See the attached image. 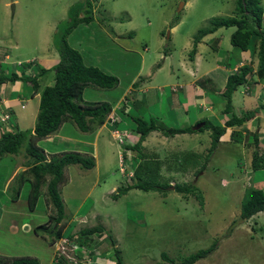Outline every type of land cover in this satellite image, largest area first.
Listing matches in <instances>:
<instances>
[{"label":"rangeland","instance_id":"1","mask_svg":"<svg viewBox=\"0 0 264 264\" xmlns=\"http://www.w3.org/2000/svg\"><path fill=\"white\" fill-rule=\"evenodd\" d=\"M1 1L3 3V0H0V31L2 32L4 22ZM4 1L7 2L4 33L6 37L1 38L0 51L4 52L0 62L4 60L6 52H11L12 61L26 63L25 61L39 60L47 47L51 50L55 49L57 53L56 43L58 45L61 41V32L67 28L73 17L68 13V9L83 0ZM92 5V22L77 25L66 40L85 58L86 65L97 66L102 71L116 76L119 78V85L111 90L87 88L83 92L80 104L102 101L114 103L123 92L129 97V87L136 92L144 90L145 71L143 72L145 76L140 73L137 77L135 74L143 65L147 70L151 67L155 68L156 65L162 66L164 60L160 55L161 57L170 55L172 60L167 58L165 71L160 73L157 81L163 83L172 70L177 73L180 80L184 79L187 73L181 66L182 56L186 54L188 59L193 39H199L197 31L205 28L212 18L233 16L235 0H188L185 3L182 0H95ZM261 7L264 11V0L261 2ZM84 15L86 11L81 10L80 17ZM172 26L176 28L174 31H171ZM262 29L264 30V21ZM234 31V27L220 28L215 35L205 40L207 51L203 63L205 68L210 64L211 68L215 64L220 65L217 56L231 66L234 65L235 60L226 56L229 53L228 49H233L230 36ZM211 48H216L217 56L212 53ZM235 49V52L240 50L237 48L233 50ZM240 53L246 54L242 51ZM2 55L0 54V58ZM0 66L2 70L3 64ZM177 75L172 78L176 79ZM40 81L44 88L45 78H41ZM160 83L158 85H162ZM136 84L137 88L133 87ZM166 86L168 84L152 92L157 102L159 93L163 95L159 96V104L163 103ZM166 91L169 93L168 89ZM244 94L247 95L245 91ZM29 96L30 94L25 92L24 97ZM149 103L152 105L155 102L150 99L147 101V104ZM19 104L21 108L25 107L20 99ZM130 104L133 102L131 101ZM0 107L10 110L8 107L1 105ZM130 107L128 121L125 124L126 116L122 114L120 116L123 124L120 125L119 130H128L133 135L135 126L129 117L140 118L142 115L145 120L149 119L145 112L136 111L134 105ZM29 114L30 111L27 112V115ZM11 115L14 117L13 113ZM27 115L24 116L25 125L16 117H10L8 130L9 127L11 130H30L32 121L28 120L31 116ZM117 124L111 119L102 126L103 134L98 140L97 147L99 154L97 169L84 170L74 165L65 168L68 189L66 188L61 197L65 204L66 218L60 222V225L64 222L72 224L64 230L65 237L76 234L77 227L82 229L102 226L103 234L93 237L91 247L99 249L101 244L106 250H112L110 243L112 239L121 252L124 264H169L161 259V253L167 254L169 259L178 263L198 250L208 248L214 241H218L216 250L195 264H264L262 223L264 213L259 216L254 215L246 221L239 218L241 191L233 184L235 178L240 176L237 166L241 161L239 145L234 149V145L230 144L227 153H222L225 151L223 147L216 148L212 156L211 154L206 156L211 138H207L205 134L210 131L195 133L196 141L189 142L184 152L199 154L197 157L200 162L206 163L205 170H199L197 175L189 169V165H185L182 172L178 171L180 158L184 156V152L167 154L170 172L164 168L162 171L164 178H171V186L193 184L202 194V205L193 196L175 192L171 189L173 187L164 193L132 189L114 199L117 188L128 184L130 186L135 182L134 179L125 182L124 178L129 176V173L126 174L127 176L122 175L119 168L121 159H127V161L123 160L124 164L127 163L123 166L132 173L131 167L138 163L135 160L138 154L130 150L126 152L128 156L124 154L125 146L134 145L129 141L131 136L128 138L126 136L122 140L125 145L120 146L118 140L120 137H112L110 134L109 131ZM0 131L7 130L1 127ZM157 134L162 135L160 132ZM93 138L94 133L90 131L83 133L73 123L65 122L56 133L37 142V145L44 149L48 156L79 150L91 153L93 147H89L86 142L93 141ZM157 138L150 137L146 145L147 149L144 148L142 152L160 155L161 151L163 157L167 150L166 146L168 150H174L184 144L175 140L171 144H164L165 138ZM162 148L163 151L160 150ZM20 152L17 155H4L0 158V250L16 256L22 255L21 257H36L39 260L41 257L46 261L52 258L53 253V247L50 248L48 241L49 235L41 230H38L39 235H36L33 231L44 225L49 214H54V211L47 204L48 202L46 203L44 196L39 199L33 210L28 208L29 187L25 183L20 186L18 180V174L27 172V168L23 167L26 155L24 150ZM26 176L30 177L28 174ZM95 179H98L97 184L86 196L87 189L93 185ZM222 179L226 181L227 186L220 184ZM263 183L264 171L259 170L255 172L254 187ZM17 192L19 193L16 197ZM42 192L46 193L45 187H42ZM111 256V259H114L113 252Z\"/></svg>","mask_w":264,"mask_h":264},{"label":"trees","instance_id":"2","mask_svg":"<svg viewBox=\"0 0 264 264\" xmlns=\"http://www.w3.org/2000/svg\"><path fill=\"white\" fill-rule=\"evenodd\" d=\"M93 1L83 0L71 6L68 9L73 17L71 24L69 23L61 32V41L57 45L58 61L49 69L39 68L35 75L17 76L18 73L25 74V68L31 64H36L37 60L28 63L15 62L12 64L10 59L11 52L5 55L3 61V69L0 70V85L4 82L25 81L30 83L34 91L40 93L38 112L33 129L30 130H9L6 132L0 131V158L4 155H17L24 150L26 161L23 167L27 168L26 173L19 175L20 186L23 183L29 187L27 195L28 208L33 210L41 197H46V203L50 205L54 214H49L48 220L44 225L34 229V233L38 234V230L44 231L49 235L48 241L50 245L65 237V225L61 224L66 218V210L61 197L62 187L67 183L65 168L68 166H79L84 170H91L95 166V160L90 155H84L79 152H63L58 155L48 156L44 149L37 145V142L45 139L48 136L56 133L65 122L73 123L82 132L93 130L94 127H101L109 120H114L115 128L120 129L123 124L120 119L121 114L125 115L130 111V105H135L131 91L129 97L127 94L119 96L117 101L83 103L80 104L85 89L94 87L102 90H111L119 85V78L111 75L108 72L102 71L97 66L86 65L85 58L75 48L71 47L66 37L70 35L72 29L79 24H89L93 20L92 8ZM185 3L188 0H182ZM263 0H235L234 15L230 17L212 18L205 28L197 31L198 37L193 39V47L189 52V58H192L196 53V46L201 39L207 35L213 34L220 28L234 27L235 31L230 36V44L234 48L241 51H249L255 54L259 62L264 65V30L262 22L264 21V11L261 7ZM85 8V9H83ZM81 10L86 11V15L80 17ZM63 24V23H62ZM173 27V26H172ZM252 49V50H251ZM1 64V63H0ZM15 68V72L10 68ZM1 67V66H0ZM31 68V67H30ZM53 74V83L50 86L40 87L38 79L44 78V75ZM136 75V74H135ZM252 77V68L250 65H244L240 68L239 73L229 75L224 87L222 98L225 101L224 111L230 113L231 117L226 121L225 127H210L208 121L204 127L199 130L193 128H170L158 124L156 119L145 121L141 118H130L135 126L134 132L139 135L138 141L133 146H126L124 154L128 156L127 151L138 154V163L134 164L133 176L124 178L125 182L134 179V183L129 186L122 185L117 188V194L114 199L120 195H125L132 189L148 191H160L164 193L169 188L173 187L174 191L179 194L193 196L197 202L202 205L203 197L198 188L191 183L176 184L171 186V178H164L162 171L164 168L170 172L169 161L160 160L154 155L145 154L142 152V143L146 137L152 132H160L165 137H173L176 134L196 133L210 130L211 145L206 152V156H212L218 146L220 138L225 133L227 127L242 125L256 117L259 112L264 113V103L259 107L243 113L241 116H236L232 113L231 96L232 93L239 87L249 83L248 78ZM137 88V84L133 85ZM248 92V87L247 91ZM119 101V102H118ZM133 104H130V102ZM11 118H14L9 110ZM125 123V121H124ZM14 125V124H12ZM94 126V127H93ZM121 131V130H119ZM122 131L131 132L125 129ZM233 142L240 143L243 140L241 133L233 134ZM254 150L251 156V170L259 171L264 169V154L259 155L258 152V135L253 134ZM197 155L192 152H184L181 156L179 172H182L185 165H189V169L194 170L195 174L204 171L206 163L200 162ZM201 155V154H200ZM139 158V159H138ZM197 158V159H195ZM125 159V158H124ZM127 161V159H125ZM209 160V159H208ZM29 175L30 177L26 176ZM42 187L46 188V193L42 192ZM19 191V190H18ZM19 192H17L16 197ZM264 212V191L259 189H246L240 205V216L242 221H246L254 215ZM236 223V222H233ZM104 232L102 226H92L90 228H82L73 236H68L70 241H74L78 247L89 249V257L95 256L96 248L92 246L93 237L101 235ZM44 233V234H45ZM47 236V235H46ZM114 264H124L121 252L116 247L115 241L110 239ZM218 241H214L211 246L206 249L198 250L197 252L188 255L181 259L178 263L168 258L167 254L161 253V259L169 264H195L201 259H205L212 254L217 248ZM78 252H82L80 249ZM56 257L54 256L53 259ZM66 260L61 257L57 264H63ZM0 264H39L38 260L29 257L4 258L0 256Z\"/></svg>","mask_w":264,"mask_h":264},{"label":"crops","instance_id":"3","mask_svg":"<svg viewBox=\"0 0 264 264\" xmlns=\"http://www.w3.org/2000/svg\"><path fill=\"white\" fill-rule=\"evenodd\" d=\"M1 4H3V22H4V29L2 32L0 31V44L2 43L1 38H5L6 35L5 33V24H6V16H7V2L3 0V3L1 1ZM174 27V26H173ZM171 27V28H173ZM176 28L171 29V31H174ZM216 32L213 34L207 35L199 41V43L196 46V53L192 58H189V53H188V59H186V54L182 56V62L181 66L184 69V72L187 73V76L180 80L177 73L172 70L166 77L165 81L163 83H160L157 81V78L160 76V73L165 71V66H166V60L170 55H163L160 58H163L164 62L163 65H156L155 68L151 67L149 70H147L146 67L141 66L137 73L136 76L138 77L139 74H143L145 71V82L143 87H146L144 90H137L132 91L131 87H129V91H131V95L133 92V100H134V108L136 111L140 113H144L148 117V119H156L158 124L164 127H172L175 129L180 128H193L198 122L202 120H206L209 122L210 127H223L228 121V119L231 117L230 113H226L224 111L225 108V101L222 98V94L224 91V87L227 81V78L229 75L232 74H237L239 73V70L242 66L244 65H250L252 68V77L248 78L249 80L246 84L249 85L248 87V92L245 90V86H239L231 96V106H232V113H234L236 116H241L243 113L253 110L257 107H259L261 104L264 103V65L259 62V59L255 54H251L249 51H242L246 52V54H241L239 52H235L234 47L233 49L230 48L228 55L229 57H232L235 62L234 65L231 66V64L227 63V61L223 60L222 58L217 56V50L216 48H211L212 53L216 54L217 59L220 62V65L215 64L213 68H211V64L205 68L203 63L205 61L204 55L207 52L205 48V40L210 38L212 35H215ZM210 36V37H209ZM192 47H193V41H192ZM192 47L189 48V51L192 50ZM1 48V46H0ZM1 50V49H0ZM188 51V49H186ZM4 51H0V54L2 55ZM8 53V52H7ZM43 55L42 57L37 60V63L31 64L30 67L28 65L27 68H25V74H20L18 73L17 76L20 75H25L23 77H26V75H35L38 73L39 68H45L49 69L51 68L57 61H58V54L56 53L55 49L51 50L49 47L45 48L44 51L42 52ZM236 53V54H234ZM215 56V57H216ZM3 58V55L1 56L0 59ZM170 60H172V57H169ZM251 59V60H249ZM249 60V61H248ZM28 63L29 61H25ZM36 62V61H34ZM1 64L7 63L5 61L0 62ZM15 63L12 62V64ZM169 63H171L169 61ZM144 64V63H143ZM157 67V68H156ZM11 71L15 72V68H10ZM155 69V70H154ZM1 70V67H0ZM5 70V69H3ZM6 74V70L4 71ZM177 75L174 79L175 75ZM48 75H51V77H48ZM47 76L44 75L45 78V84L43 86H50L53 83V74L49 73ZM170 76V77H169ZM41 79H38V83L41 86ZM156 81L157 83L154 84L153 82ZM158 83L162 85H158ZM142 85V83L140 82ZM164 84H168L166 88L164 89V100L163 103H160V97L163 96L159 93V101H155L154 94L152 93L153 90L161 88ZM158 85V86H156ZM171 87V88H170ZM166 89L169 90V93L166 91ZM244 91L247 93V95L244 94ZM25 92L27 94H30L29 97H24ZM30 92V93H28ZM125 92L122 93L124 95ZM121 95V96H122ZM19 99L23 101V104L25 105L24 108L20 107L19 104ZM39 99H40V93L37 91H34L30 85V83L25 82V81H14V82H4L0 85V105L4 106L5 108L8 107L10 108V111L13 113L14 118L16 119L23 125L26 124L24 123V116L27 115V112L30 111V114L27 116H31L28 118V120L32 121L31 129L34 128L35 125V120L38 112V105H39ZM152 99L155 103L151 105V103L147 104V101ZM166 103V105H165ZM165 108H164V106ZM19 113V114H18ZM129 112L124 115L126 116L125 122L128 121L127 115ZM134 118V117H129ZM141 119L145 120V117L141 115ZM14 121V119H13ZM147 121V120H145ZM149 121V120H148ZM125 124V123H124ZM15 125V124H14ZM16 126V125H15ZM104 126V125H103ZM103 127L101 128L97 127L96 129L90 130L91 133H94V138L93 141L86 142L89 147L92 146L93 150L91 153H88L86 151H78L81 154L84 155H91L94 160H95V166L94 168L97 169L99 165V154L97 153L98 150V140L103 134ZM207 131V130H205ZM204 131V132H205ZM209 131V130H208ZM89 132V131H87ZM83 132V133H87ZM153 133V134H152ZM150 133L146 139L142 143V148L147 149L146 145H148V140L150 137H162L165 138L164 144H171L173 140L177 142H184V144L177 145L178 148L174 150H165V156H161V151H163V148L160 149V155L158 154H153L156 157H158L160 160H168V153L171 152H177L181 151L184 152L186 149V145L189 142H195L197 138L195 133H184V134H176L173 137H164L161 134H157V132H152ZM156 133V134H155ZM196 133H203V132H196ZM236 133H241L243 136V140L240 143L233 142L231 139L233 134ZM257 133L258 135V152L259 155L264 154V113L259 112L255 118L244 122L242 125H237V126H231L227 127L225 133L222 135L220 138V141L218 143L217 148L220 149V147H223L225 151L222 153H227L229 150L228 146L230 144L234 145V149H237L236 146L239 145V157L241 161L237 163L238 169L240 170V176L238 178H235L233 184L239 187L241 191V199L243 198L245 194V190L252 188V189H259L263 190L264 189V183L261 184L258 187H254V179H255V172L258 171H252L251 170V156L252 152L254 150V139H253V134ZM210 132H206V137H210ZM132 138V139H131ZM131 138L129 139L130 143L135 144L138 141L139 135H137L135 132L133 135H131ZM160 139V138H157ZM170 139V140H169ZM186 142H185V141ZM208 141V139H207ZM244 141V142H243ZM145 145V146H144ZM128 146H130L128 144ZM143 151V150H142ZM145 153V152H143ZM146 154V153H145ZM151 155V154H149ZM100 169V166L99 168ZM194 172V170H192ZM261 171H264L261 170ZM97 173H99L97 171ZM96 173V174H97ZM10 177V176H9ZM8 177V178H9ZM8 180V179H7ZM6 180V182H7ZM97 180L95 179L92 182V186H90L87 189L86 196H88L92 190L93 186L97 184ZM5 182V184H6ZM220 184H225L226 186V181L222 179L220 181ZM5 186V185H4ZM67 183L62 187V193L61 196L64 195V191L67 189ZM264 191V190H263ZM65 206V204H64ZM264 212L258 213L256 215H261ZM257 216V217H258ZM259 222V221H258ZM263 225L264 222L262 221ZM65 224V229L71 224V222H64ZM259 224V228H260ZM77 231L80 230L79 227L76 229ZM65 233V231H64ZM35 235V234H34ZM35 237H37L35 235ZM100 244V243H99ZM50 245V244H49ZM51 248V245H50ZM104 255H102V253ZM111 254L112 250L108 249L106 250L104 246L101 244L99 245V249L96 251V255L94 256L95 263L97 264H114V259H111ZM8 252H4V250H0V256L4 258H17L21 257L22 255H14ZM50 256V253H48ZM29 257V256H28ZM40 257V256H39ZM53 257V253H52ZM36 257H34L35 259ZM41 260L37 259L39 264H52V258L47 259L46 261H43V259L40 257Z\"/></svg>","mask_w":264,"mask_h":264},{"label":"built area","instance_id":"4","mask_svg":"<svg viewBox=\"0 0 264 264\" xmlns=\"http://www.w3.org/2000/svg\"><path fill=\"white\" fill-rule=\"evenodd\" d=\"M7 126H10L9 111L0 107V128L4 127L6 128V130H8ZM109 132L112 135V137H115V136L120 137V139H118L120 141L119 142L120 146L124 144L122 143V140H124L126 136L128 138L130 134L129 132H126V131H119L114 126H113V129ZM121 160L122 162H119V168L121 169L122 175L125 176L127 173H129V176L127 175L126 176L132 177L133 173L130 170H128L127 167L126 168L124 167L127 163L125 162L124 164L123 162L124 159H121ZM54 247H55L54 256L56 258L53 260L52 264H57L58 259H60L61 257H63V259L66 260V262L63 264H93L95 262L94 257L93 258L89 257V254H90L89 249H86L85 247H82V248L78 247V245L74 243V241H70L66 237H63L57 242H55ZM79 249L82 252H78Z\"/></svg>","mask_w":264,"mask_h":264},{"label":"clouds","instance_id":"5","mask_svg":"<svg viewBox=\"0 0 264 264\" xmlns=\"http://www.w3.org/2000/svg\"><path fill=\"white\" fill-rule=\"evenodd\" d=\"M12 7H13V6H12ZM242 67H243V66H242ZM245 90L247 91V87H245ZM200 122H204V121L202 120V121H200ZM200 122H198V123H200ZM198 123H197V124H198ZM204 123H205V122H204ZM197 124H196V125H197ZM196 125H195V126H196ZM195 126H194V127H195ZM194 127H193V129H194ZM203 127H204V126H203ZM223 127H225V126H223ZM201 128H202V127H201ZM201 128H200V129H201ZM209 131H210V130H209ZM210 133H211V132H210ZM123 145H125V144H123ZM125 147H126V146H125ZM131 168H132V167H131ZM56 242H57V241H56ZM51 246L53 247V257H52V260H51V261L53 262V260H54L53 258H54L55 248H54V244H52ZM95 255H96V252H95ZM93 264H96V263L94 262ZM97 264H98V263H97Z\"/></svg>","mask_w":264,"mask_h":264},{"label":"water","instance_id":"6","mask_svg":"<svg viewBox=\"0 0 264 264\" xmlns=\"http://www.w3.org/2000/svg\"><path fill=\"white\" fill-rule=\"evenodd\" d=\"M12 10H14V7H12ZM205 125L204 122H200L198 123L195 127H194V130H199L201 127H203ZM173 189V188H171Z\"/></svg>","mask_w":264,"mask_h":264}]
</instances>
